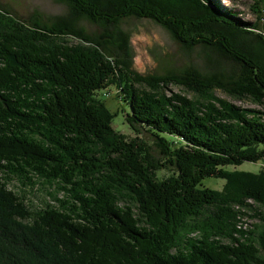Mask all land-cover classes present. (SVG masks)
<instances>
[{
  "label": "trees",
  "instance_id": "1",
  "mask_svg": "<svg viewBox=\"0 0 264 264\" xmlns=\"http://www.w3.org/2000/svg\"><path fill=\"white\" fill-rule=\"evenodd\" d=\"M56 1L68 12L49 22L0 6V264H264V164L237 169L264 162V111L215 95L264 106V0L256 24L215 0ZM131 18L217 66L136 72L121 28ZM111 88L133 138L98 97ZM14 179L56 187L57 206L27 204ZM249 211L260 224L245 230Z\"/></svg>",
  "mask_w": 264,
  "mask_h": 264
},
{
  "label": "rangeland",
  "instance_id": "2",
  "mask_svg": "<svg viewBox=\"0 0 264 264\" xmlns=\"http://www.w3.org/2000/svg\"><path fill=\"white\" fill-rule=\"evenodd\" d=\"M216 3L223 8L232 9L239 13V19L246 23L256 24L259 23L260 14L257 9L258 0H215ZM0 6L10 12L12 15L22 21H30L34 18H41L44 22H49L51 19L62 17L67 14V5L61 4L56 0H0ZM264 22H261L263 24ZM79 25L86 29L90 35H98L102 32L99 26L90 23L87 20H82ZM122 30L130 35L131 49H132V68L142 74H164L168 70L178 69L183 70L189 66H196L204 72L210 71L213 67H216L215 61L210 62L207 59L205 52L197 48L194 51H185L178 45L171 37L168 31L163 29L158 24L147 19H126L121 24ZM74 44H77L79 40L72 39ZM216 62L220 63V59L213 57ZM224 62L225 68H231L232 64ZM170 89L174 93H179L186 96L189 99H195L196 94L184 87L171 85ZM116 88H111L108 92L98 93V97L105 102L107 108L116 114L113 120L114 129L130 138L134 135L126 122L127 113L130 112V108L125 105L118 97ZM215 95L221 99L227 100L237 106L243 108L255 109L264 111V106L258 105L251 100H238L231 97L223 91H216ZM143 138L152 145L153 155L157 158H161L159 150L153 145V137L147 133L143 134ZM264 162L259 164L245 163L237 169L240 171L257 172L263 168ZM236 169V168H230ZM172 173V171L163 170L158 173L160 178H166ZM225 184L224 180L210 178L204 180V186L216 190H221ZM10 189L14 192L21 194L27 200V204H32L36 209H43L47 204H53L57 206L53 199V194L56 191V187H51L39 182L35 189H29L22 182L14 179L10 185ZM63 193L58 195L59 198H63ZM249 216L243 217V224L245 230L253 229L255 225L260 224L258 219H252Z\"/></svg>",
  "mask_w": 264,
  "mask_h": 264
}]
</instances>
